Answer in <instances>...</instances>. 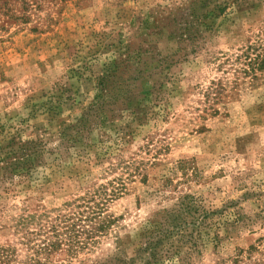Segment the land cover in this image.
<instances>
[{"label": "rangeland", "instance_id": "obj_1", "mask_svg": "<svg viewBox=\"0 0 264 264\" xmlns=\"http://www.w3.org/2000/svg\"><path fill=\"white\" fill-rule=\"evenodd\" d=\"M193 1L0 0V146L35 147L27 174L0 172V264H30L43 226L88 199L107 200L110 226L41 263L145 264L149 222L183 195L206 224L157 264H264V69L244 57L264 36V0H213L225 12L195 53L134 82L129 104L89 111L115 61L168 54Z\"/></svg>", "mask_w": 264, "mask_h": 264}, {"label": "trees", "instance_id": "obj_2", "mask_svg": "<svg viewBox=\"0 0 264 264\" xmlns=\"http://www.w3.org/2000/svg\"><path fill=\"white\" fill-rule=\"evenodd\" d=\"M212 4H214L213 0H195L186 10V15L181 18V21L174 22L173 28L166 36L167 55L161 56L160 52H155L152 48L143 49L138 46L123 58L115 61L107 74L98 82V95L89 110L92 115L102 117L110 107L129 104L132 101L131 92L134 82L150 74H157L158 71L167 70L169 66L186 60L188 54L195 53L199 48L198 42L203 40V33L209 30L207 21L225 12V4L224 6L213 5L210 8ZM198 10H203V13L197 14ZM154 35L160 36L162 33L157 30ZM173 44L177 47L173 48ZM147 54H150L151 59L156 60V63L154 62V65L144 64V67L138 68L142 57ZM244 57L248 60L249 72L264 69V36L246 48ZM88 116L91 115L87 114ZM84 119L88 121V118ZM34 150L35 147L23 144L0 146L2 178L22 177L27 174L33 167ZM102 200L104 202H99V204H91L93 200L90 199L82 201L80 205H75L72 209L56 215L54 219L57 222L56 225L43 226L42 231L45 238L37 248L31 249V257L28 259L30 264H42L41 256H46L45 259H47L51 255H77L79 251L95 243L99 234L104 233L112 222L107 221L103 216V208L107 205V200ZM208 214L196 203L193 196L179 197L171 209L161 210L155 214V218L149 222L145 231L143 244L137 246L136 252L148 253L145 264H157L162 256L169 255V251L176 248L173 243L190 242L194 246L196 244L194 236L206 224ZM0 255L10 254L8 251H2ZM119 262V264H127L125 261Z\"/></svg>", "mask_w": 264, "mask_h": 264}]
</instances>
